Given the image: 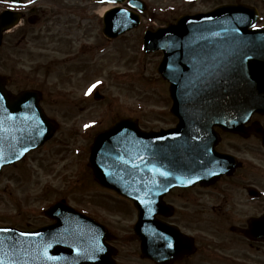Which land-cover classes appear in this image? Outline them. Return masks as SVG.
<instances>
[{"label":"water","instance_id":"obj_1","mask_svg":"<svg viewBox=\"0 0 264 264\" xmlns=\"http://www.w3.org/2000/svg\"><path fill=\"white\" fill-rule=\"evenodd\" d=\"M257 15L256 9L245 5H223L146 32L144 49L164 50L159 71L171 81L172 111L180 122L174 129L144 132L136 120L124 119L98 134L89 164L99 182L133 197L140 210L146 205L155 217L169 214L163 196L178 184L180 175L190 174L196 178L193 183L200 180L206 184L224 169L230 173L237 166L232 163L226 169L228 161L215 151L220 137L214 126L248 134L245 124L250 116L264 113V29H250ZM6 16L0 19V36L18 20L17 16L8 23ZM138 23L135 12L116 7L105 14L103 32L115 37ZM3 82L0 76V173L4 165L23 158L55 133L40 106L38 92L24 91L11 99ZM255 132L264 141V131L258 128ZM58 209L71 215L75 212L64 203L54 205L48 213L57 223L43 229H48V234L58 229L61 216L54 213ZM145 211L140 218H147ZM258 221L254 225L262 226L263 231L250 233L255 238L264 235V218ZM151 230L155 232L149 239L136 226L143 253L159 264L171 263L188 249V238L171 225L156 220ZM68 248L54 240L47 252L57 257L60 252H69ZM32 249H36L34 239Z\"/></svg>","mask_w":264,"mask_h":264},{"label":"rangeland","instance_id":"obj_2","mask_svg":"<svg viewBox=\"0 0 264 264\" xmlns=\"http://www.w3.org/2000/svg\"><path fill=\"white\" fill-rule=\"evenodd\" d=\"M67 1L77 3L79 0H64L66 6L69 5ZM146 1L156 8L153 10L155 21L145 22L146 17L151 15L150 10L140 25L110 43H106L107 37L102 32V13L109 9L106 8L108 3L91 9L94 20H82V11L77 9L70 15H62V30H58L59 34L62 33L60 49L57 54H49L43 58H61L63 63L56 70L51 69L46 73L44 68L36 67V61L40 58H31L25 51H17L12 58L0 57V72L11 77L8 81L9 88L16 92L24 87L41 86L44 92L43 107L59 123L52 139L29 153L18 164L4 169L0 177V221H12L25 227L46 224L50 219L44 213L45 210L52 203L65 199L75 207L90 208L91 212L115 230L114 234L121 235L116 239L125 251L126 264H153L141 259L139 254V242L136 241L138 239L132 225L135 218L132 203L121 200L95 180L94 171L88 165L90 146L94 135L108 128L118 118H137L145 129L158 130L173 126L177 118L170 111L172 99L169 82L157 71L162 52L143 51L144 31L147 28L165 26L170 21L175 22L183 12H193L236 0H203L195 4L194 9L188 8L191 10H181L187 0ZM242 2L261 7L264 11V0ZM186 5L190 7L187 2ZM101 8H104L102 12ZM88 23L92 24L91 29L87 28ZM85 33L90 35L89 42L96 48L87 54L74 55L79 47L78 40ZM104 44L107 52L103 55L97 52L94 54L97 47ZM90 55H94L95 62L90 60ZM82 62H90L91 67L95 66L87 80L94 79L95 86L104 95L102 100L94 97L79 100V95L87 84V81L82 82L85 75ZM75 63L76 66L72 68ZM78 84L80 89L77 88ZM257 118L264 122L262 118ZM218 149L232 153L235 150L247 151L246 155L238 156L244 163L246 160L243 157H249L250 161H254L252 165L264 166V152L258 141L240 142L236 139L226 140L224 137L221 138ZM171 191L165 195V201L178 209H185L183 207L187 206L186 210H190L193 205L188 203L187 195L182 197L175 188ZM200 199L196 190L192 200ZM167 220H171L170 217ZM181 224L183 225L182 221ZM184 225L190 230L196 229L194 225ZM211 230L214 231L205 223L203 231L197 236L199 241L206 242L205 239L213 233Z\"/></svg>","mask_w":264,"mask_h":264},{"label":"flooded vegetation","instance_id":"obj_3","mask_svg":"<svg viewBox=\"0 0 264 264\" xmlns=\"http://www.w3.org/2000/svg\"><path fill=\"white\" fill-rule=\"evenodd\" d=\"M17 1H21L19 5L16 4ZM85 1L87 4L82 0L77 3L67 1L69 5L66 6L64 0H0V15L9 11L21 12L19 23L3 32L0 57L12 58L17 51H25L31 58H40L38 62L36 61V67L44 68L46 73L51 69L56 70L63 63L62 60L56 59L57 56L50 60L43 58L49 54H57L60 49L62 42V33H58L59 28L62 30L60 17L70 15L77 9L82 11L80 15L82 20H94L91 9L94 8L95 2ZM92 27L91 23L87 24L88 29ZM84 36L79 38L80 47L74 55L79 56L90 51L88 37L90 35L85 33ZM32 62L33 60L30 61ZM82 63L84 78L87 79L91 71V63ZM37 87L41 89V86ZM257 117L264 120V115L256 114L247 126H252L253 122L259 121L264 127V122ZM251 131L246 136L223 133L222 139L226 137V140L260 142L253 134L255 131L253 127ZM235 153L237 156H244L247 151L235 150ZM243 158L246 160L245 163L239 158L242 161L240 166L233 169L230 174L221 176L212 184L198 183L188 188H175L178 189L177 194H181L182 197L187 195L188 203L195 208L190 206V210H186L187 206H185L183 207L185 209H178L171 204L172 212L169 222L171 226L193 238L195 251L172 264H264V235H259L261 237L259 239L249 237V233L259 234L256 232L257 226H251V222L264 215V166L252 165L254 161H250L249 157ZM196 190L197 195L201 197L200 201L192 200ZM205 223L214 231L211 230L213 233L205 239L206 242H200L197 236L203 231ZM184 224L194 225L196 229L190 230ZM17 227L29 229L24 225ZM259 227L263 231V227ZM107 228L106 241L113 248V259L110 263L126 264V261L124 262L125 251L116 239L121 235L114 234L115 230L109 224Z\"/></svg>","mask_w":264,"mask_h":264},{"label":"bare ground","instance_id":"obj_4","mask_svg":"<svg viewBox=\"0 0 264 264\" xmlns=\"http://www.w3.org/2000/svg\"><path fill=\"white\" fill-rule=\"evenodd\" d=\"M110 5H108L106 8H108ZM104 10V8H101L100 12H102ZM93 95V94H92Z\"/></svg>","mask_w":264,"mask_h":264}]
</instances>
